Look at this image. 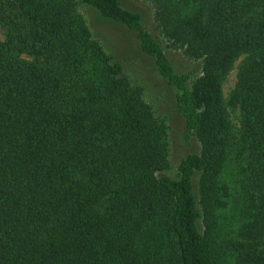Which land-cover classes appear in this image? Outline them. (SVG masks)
I'll use <instances>...</instances> for the list:
<instances>
[{"label":"trees","instance_id":"16d2710c","mask_svg":"<svg viewBox=\"0 0 264 264\" xmlns=\"http://www.w3.org/2000/svg\"><path fill=\"white\" fill-rule=\"evenodd\" d=\"M149 1L198 70H178L121 0H0V264H264V0ZM81 4L124 30L167 87L196 148L176 177L165 120Z\"/></svg>","mask_w":264,"mask_h":264},{"label":"rangeland","instance_id":"374dc122","mask_svg":"<svg viewBox=\"0 0 264 264\" xmlns=\"http://www.w3.org/2000/svg\"><path fill=\"white\" fill-rule=\"evenodd\" d=\"M122 4L130 9L137 10L143 15V20L149 31L161 43L165 52L168 54L175 67L178 70H188L199 68L198 61L187 59L180 50L173 49L168 45L167 40L159 32L154 19L155 8L149 0H121ZM79 12L85 18L89 29L97 40L103 45L109 53H114L124 60L125 73L135 84L140 85L145 94V99L152 105L155 114L161 116L166 123L168 133V160L169 166L164 171L165 174L176 177L177 166L180 158L188 150H196L188 146L182 138V123L180 118L170 109V100L168 90L161 77L155 70L153 64L145 56L139 54L136 50L134 41L131 42L129 35L121 28L108 25L96 17L95 13L84 4L79 5ZM0 38L3 39V32L0 30ZM130 42V43H129ZM132 44V45H131ZM244 56L238 57L231 69L225 76L222 84V93L224 102L227 104L231 90L236 82L237 68L242 62ZM228 119L232 128L237 131L239 126V112L227 105ZM231 158V155L229 159ZM236 163L230 159L223 172V180L230 189L232 195L240 190L239 176L235 172ZM230 216V212L227 213ZM234 222L233 219L230 220Z\"/></svg>","mask_w":264,"mask_h":264}]
</instances>
